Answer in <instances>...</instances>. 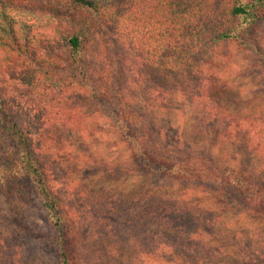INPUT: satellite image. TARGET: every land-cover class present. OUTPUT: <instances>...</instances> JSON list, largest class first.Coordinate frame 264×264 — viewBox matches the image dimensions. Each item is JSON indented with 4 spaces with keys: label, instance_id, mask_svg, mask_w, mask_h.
<instances>
[{
    "label": "trees",
    "instance_id": "16d2710c",
    "mask_svg": "<svg viewBox=\"0 0 264 264\" xmlns=\"http://www.w3.org/2000/svg\"><path fill=\"white\" fill-rule=\"evenodd\" d=\"M263 19L264 0H0V73L17 67L21 84L36 97L33 109L49 111L52 106L56 110L47 112L52 117L39 116V124L21 121L14 113V99L0 84L3 213L34 239L39 233L28 225L27 209L40 206L54 230L50 240L58 264H79L63 190L42 161L44 130L57 115L64 126H80L68 112L55 108L67 105L77 89L90 93L143 174L180 185L174 192L165 194L157 188L104 204L109 221L116 218L142 239L147 257L175 252L179 241L206 231L217 221L213 215L221 214L214 205L244 199L264 213V176L251 160L222 161L215 153L189 150L173 156L170 146L163 149L161 133L144 119L138 106L127 102L124 86L134 82L123 86L119 61L112 53V60L108 57L115 39H121L152 94L171 103L188 99L191 105L206 106L224 90L225 69L233 59L228 51L231 45L253 49L264 64L254 33ZM92 34L100 37V51L107 55V66L102 63L95 70L86 57ZM136 67L131 71L136 73ZM21 110H28V104ZM219 124L222 143H244L264 157V118L232 116Z\"/></svg>",
    "mask_w": 264,
    "mask_h": 264
},
{
    "label": "rangeland",
    "instance_id": "374dc122",
    "mask_svg": "<svg viewBox=\"0 0 264 264\" xmlns=\"http://www.w3.org/2000/svg\"><path fill=\"white\" fill-rule=\"evenodd\" d=\"M254 33L255 43L264 52V19L255 26ZM102 43L100 37L92 34L86 44L92 70L99 69L102 63L107 66V55L100 51ZM108 51L110 60L112 53L120 63L121 84L134 82L124 86L127 102L138 106L144 119L161 133L163 149L170 146L173 156L186 150L210 152L222 161L232 159L243 164L249 158L264 176L262 155L252 153L244 143H222L217 131L219 123L232 116L264 118V64L253 49L230 46L233 59L225 69L224 90L206 106L191 105L188 99L171 103L152 94L150 84L139 75L138 62L134 65L130 50L121 39L116 38L115 46ZM134 66L139 69L136 73L131 71ZM18 70L15 67L1 71L0 84L14 99L16 117L39 124V116L44 118V113L56 110L52 106L49 111L33 109L36 97H31L32 91L21 84ZM68 99L67 105L55 108L68 112L80 126H64L57 115L52 126L44 130L42 161L50 178L63 190V206L74 223L79 264H264V213L244 199L214 205L221 212L220 217L213 215L217 221L193 238L179 241L177 251L156 258L143 254L142 239L129 226L118 224L116 218L109 221L104 204L139 197L157 188L166 194L180 185L140 171L121 135L87 90L77 89ZM25 104L28 110H21ZM5 210L0 198V264H58L56 246L50 240L54 230L40 206L30 205L27 209V223L39 233L34 239L27 238L3 213Z\"/></svg>",
    "mask_w": 264,
    "mask_h": 264
}]
</instances>
